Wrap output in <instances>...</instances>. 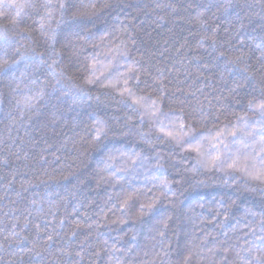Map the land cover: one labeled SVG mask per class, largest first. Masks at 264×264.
<instances>
[{
	"label": "trees",
	"instance_id": "16d2710c",
	"mask_svg": "<svg viewBox=\"0 0 264 264\" xmlns=\"http://www.w3.org/2000/svg\"><path fill=\"white\" fill-rule=\"evenodd\" d=\"M13 3L0 264H264V0Z\"/></svg>",
	"mask_w": 264,
	"mask_h": 264
},
{
	"label": "snow or ice",
	"instance_id": "6c2138e0",
	"mask_svg": "<svg viewBox=\"0 0 264 264\" xmlns=\"http://www.w3.org/2000/svg\"><path fill=\"white\" fill-rule=\"evenodd\" d=\"M0 6H3V7H14V8H21L22 5H19V4H6V5H0ZM61 7H63V5H61ZM17 15H19V12H17ZM4 65L7 64V61L5 60L3 62ZM0 67H3V65H0ZM125 91H128L127 89H125ZM123 95V93H121ZM128 95L129 97L132 96V93L131 92H128ZM140 99H135L133 100V103L135 104H140ZM256 107L258 109H260V111L262 113H264V102L256 105ZM152 115H154V113H151ZM100 123V122H98ZM180 129L181 131L183 130V124L180 125ZM101 130H102V125L100 128L97 129V137H99V135L101 134ZM230 135L232 136H235V132H231L229 133ZM168 135L172 136V133L169 132ZM261 137H262V140H264V131H262L260 133ZM222 137V133H217V136L214 138L218 143H223V140L221 139ZM173 139H175L177 141V143H180L182 141V136L180 135H175V136H172ZM194 151H197L199 152V148H195L193 149ZM218 153H219V150H218ZM254 153L255 155L252 157V160L255 161V158L258 156L259 157V161H260V165L259 167H257L256 163L253 162L251 164H249V158L248 157H245L244 159V162L241 163L240 162V157L237 156L235 159H231V163L228 165L230 168H233L237 171H242L245 175H247L250 179H253V180H258V181H261V182H264V143L261 144V147L259 148L258 151L254 150ZM220 159L219 157V154L214 158V160L211 162L213 166H215V162L218 161ZM148 207L150 208L151 205H148ZM257 259H261V258H257ZM184 264H188V259L186 258L185 259V262Z\"/></svg>",
	"mask_w": 264,
	"mask_h": 264
}]
</instances>
